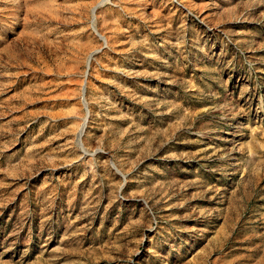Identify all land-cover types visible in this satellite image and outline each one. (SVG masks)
<instances>
[{"label":"rangeland","instance_id":"rangeland-1","mask_svg":"<svg viewBox=\"0 0 264 264\" xmlns=\"http://www.w3.org/2000/svg\"><path fill=\"white\" fill-rule=\"evenodd\" d=\"M0 264H264V0H0Z\"/></svg>","mask_w":264,"mask_h":264},{"label":"bare ground","instance_id":"bare-ground-1","mask_svg":"<svg viewBox=\"0 0 264 264\" xmlns=\"http://www.w3.org/2000/svg\"><path fill=\"white\" fill-rule=\"evenodd\" d=\"M113 166H114V164H113Z\"/></svg>","mask_w":264,"mask_h":264}]
</instances>
